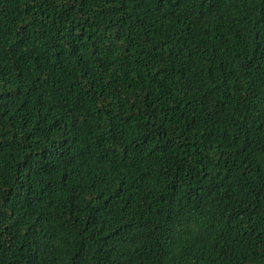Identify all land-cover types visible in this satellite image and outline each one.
<instances>
[{
  "label": "trees",
  "instance_id": "1",
  "mask_svg": "<svg viewBox=\"0 0 264 264\" xmlns=\"http://www.w3.org/2000/svg\"><path fill=\"white\" fill-rule=\"evenodd\" d=\"M0 264H264V0H0Z\"/></svg>",
  "mask_w": 264,
  "mask_h": 264
},
{
  "label": "snow or ice",
  "instance_id": "2",
  "mask_svg": "<svg viewBox=\"0 0 264 264\" xmlns=\"http://www.w3.org/2000/svg\"><path fill=\"white\" fill-rule=\"evenodd\" d=\"M176 224H177L178 226H182V225L180 224V221H179V220L176 221Z\"/></svg>",
  "mask_w": 264,
  "mask_h": 264
}]
</instances>
